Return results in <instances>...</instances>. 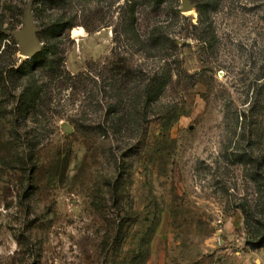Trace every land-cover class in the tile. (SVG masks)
Instances as JSON below:
<instances>
[{
	"label": "rangeland",
	"instance_id": "obj_1",
	"mask_svg": "<svg viewBox=\"0 0 264 264\" xmlns=\"http://www.w3.org/2000/svg\"><path fill=\"white\" fill-rule=\"evenodd\" d=\"M30 1L0 0V264H264V0H33L35 59Z\"/></svg>",
	"mask_w": 264,
	"mask_h": 264
},
{
	"label": "water",
	"instance_id": "obj_2",
	"mask_svg": "<svg viewBox=\"0 0 264 264\" xmlns=\"http://www.w3.org/2000/svg\"><path fill=\"white\" fill-rule=\"evenodd\" d=\"M32 4L31 0L25 10V16L23 19L22 28L18 31H13L11 35L16 40L17 44L20 46V53L23 56L32 58L38 52L41 51L42 44L39 41L37 36L38 28L36 27L33 19L32 13ZM181 9L183 12L190 11L195 6L190 0H181ZM63 129L66 132H70L72 127L68 124L63 125Z\"/></svg>",
	"mask_w": 264,
	"mask_h": 264
},
{
	"label": "bare ground",
	"instance_id": "obj_3",
	"mask_svg": "<svg viewBox=\"0 0 264 264\" xmlns=\"http://www.w3.org/2000/svg\"><path fill=\"white\" fill-rule=\"evenodd\" d=\"M73 36H80L82 34V31H80L79 29H74L72 31Z\"/></svg>",
	"mask_w": 264,
	"mask_h": 264
},
{
	"label": "trees",
	"instance_id": "obj_4",
	"mask_svg": "<svg viewBox=\"0 0 264 264\" xmlns=\"http://www.w3.org/2000/svg\"><path fill=\"white\" fill-rule=\"evenodd\" d=\"M43 55V51L38 52L35 56H33L32 58H38L41 57Z\"/></svg>",
	"mask_w": 264,
	"mask_h": 264
}]
</instances>
